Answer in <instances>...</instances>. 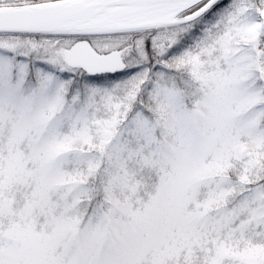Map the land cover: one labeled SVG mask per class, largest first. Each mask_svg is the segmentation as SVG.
<instances>
[{
    "label": "snow or ice",
    "instance_id": "1",
    "mask_svg": "<svg viewBox=\"0 0 264 264\" xmlns=\"http://www.w3.org/2000/svg\"><path fill=\"white\" fill-rule=\"evenodd\" d=\"M0 264H264V0H0Z\"/></svg>",
    "mask_w": 264,
    "mask_h": 264
}]
</instances>
